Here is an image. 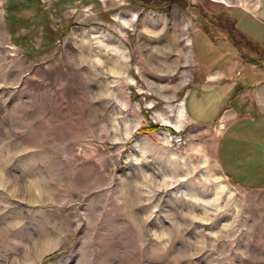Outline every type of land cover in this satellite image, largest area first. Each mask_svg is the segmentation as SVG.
<instances>
[{"label": "rangeland", "instance_id": "374dc122", "mask_svg": "<svg viewBox=\"0 0 264 264\" xmlns=\"http://www.w3.org/2000/svg\"><path fill=\"white\" fill-rule=\"evenodd\" d=\"M263 88L264 0H0V264H264Z\"/></svg>", "mask_w": 264, "mask_h": 264}, {"label": "crops", "instance_id": "0c3cea01", "mask_svg": "<svg viewBox=\"0 0 264 264\" xmlns=\"http://www.w3.org/2000/svg\"><path fill=\"white\" fill-rule=\"evenodd\" d=\"M209 42L214 47L219 46L214 42ZM235 50L236 49L233 48V51L229 52L228 54L231 58V64L227 63L225 67H216L224 69L213 70L214 68L210 69L208 67L204 68L202 66V68L205 69H202V71L208 72L206 76L207 81L204 82L205 86H200L201 88L205 87L203 88V90L206 91L205 98L207 100H216L218 98L220 102V100H223L233 90L234 86L232 84L226 83L221 86L220 81L223 78L234 80V78L237 76L236 70L240 60L239 58L235 57ZM217 53L223 54V51H219ZM218 56H213V58L224 59V56L222 58V55ZM224 60H228V58L226 57ZM260 90L261 93H259L258 95L259 97H262L264 88ZM262 107H264V102H262ZM238 119V113H236L234 110H228L225 113L224 121H230V125H228L229 129L225 132L224 138L222 139V148L220 150L219 157L222 163L223 170L228 174V176L234 179L235 182L244 184L243 179H248L256 176V173H248L249 168L254 167L257 169L258 166H256L255 163L264 162V150H261L263 152L262 153L261 151H256L255 149V146H260L261 149H264V132H260L259 136L255 135V132H238L239 128L237 126L241 124ZM235 129L237 130V132H235Z\"/></svg>", "mask_w": 264, "mask_h": 264}, {"label": "bare ground", "instance_id": "6f19581e", "mask_svg": "<svg viewBox=\"0 0 264 264\" xmlns=\"http://www.w3.org/2000/svg\"><path fill=\"white\" fill-rule=\"evenodd\" d=\"M183 115H185V112H184V109L182 108V109L180 110V117H182Z\"/></svg>", "mask_w": 264, "mask_h": 264}]
</instances>
